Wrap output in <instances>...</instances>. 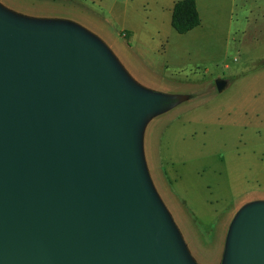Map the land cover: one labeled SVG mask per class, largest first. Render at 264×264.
<instances>
[{
    "label": "water",
    "instance_id": "95a60500",
    "mask_svg": "<svg viewBox=\"0 0 264 264\" xmlns=\"http://www.w3.org/2000/svg\"><path fill=\"white\" fill-rule=\"evenodd\" d=\"M185 100L135 84L81 24L0 7V264H193L141 144ZM222 264H264V202L237 212Z\"/></svg>",
    "mask_w": 264,
    "mask_h": 264
},
{
    "label": "rangeland",
    "instance_id": "374dc122",
    "mask_svg": "<svg viewBox=\"0 0 264 264\" xmlns=\"http://www.w3.org/2000/svg\"><path fill=\"white\" fill-rule=\"evenodd\" d=\"M175 1L0 0V7L86 26L143 88L186 99L148 118L141 136L162 161L166 191L158 184L157 192L192 263L222 264L237 212L264 202V0H195L200 25L185 34L170 26ZM216 78L228 83L222 93Z\"/></svg>",
    "mask_w": 264,
    "mask_h": 264
},
{
    "label": "crops",
    "instance_id": "0c3cea01",
    "mask_svg": "<svg viewBox=\"0 0 264 264\" xmlns=\"http://www.w3.org/2000/svg\"><path fill=\"white\" fill-rule=\"evenodd\" d=\"M84 28L89 30L93 35L97 36L93 31L90 30V28H88L86 26H84ZM122 31H126V35H129L127 38H130L131 31L123 29L120 32H122ZM122 38H126V37L122 36ZM102 42L107 47L109 52L114 56V58L116 59L117 63L119 64V66L121 67V69L123 70L125 75L128 78H130L135 84L143 85L142 83L139 82L137 77L132 73L131 69L128 68L125 65V63L117 56L114 48L111 45H107L103 40H102ZM141 144H142V153H143V157H144V162H145V165L147 167L150 178L154 183L155 189L158 191V184H159V186L162 188V190L163 189L165 190V188H164L166 186L165 181H164L165 180V170H164V168H162V161L159 158L158 153H156L154 156L151 154L150 150H148V148H147V144L144 140V137L142 139ZM166 196H168V194Z\"/></svg>",
    "mask_w": 264,
    "mask_h": 264
},
{
    "label": "trees",
    "instance_id": "16d2710c",
    "mask_svg": "<svg viewBox=\"0 0 264 264\" xmlns=\"http://www.w3.org/2000/svg\"><path fill=\"white\" fill-rule=\"evenodd\" d=\"M200 25L199 12L195 0H177L173 3L170 26L178 34H185ZM121 35L125 37L126 31Z\"/></svg>",
    "mask_w": 264,
    "mask_h": 264
}]
</instances>
